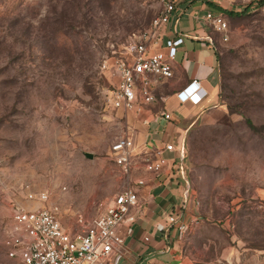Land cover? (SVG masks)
I'll return each mask as SVG.
<instances>
[{
	"label": "rangeland",
	"instance_id": "obj_1",
	"mask_svg": "<svg viewBox=\"0 0 264 264\" xmlns=\"http://www.w3.org/2000/svg\"><path fill=\"white\" fill-rule=\"evenodd\" d=\"M165 1L0 0V264L9 262L14 198L26 201L15 193L21 184L49 189L76 230L85 227L78 213L89 220L128 184L110 153L126 117L108 103L115 78L102 60ZM227 18L228 39L213 32L217 106L191 105L186 117L172 110L185 179L200 201L185 234L195 264H264V3ZM164 85L158 92L167 94Z\"/></svg>",
	"mask_w": 264,
	"mask_h": 264
},
{
	"label": "built area",
	"instance_id": "obj_2",
	"mask_svg": "<svg viewBox=\"0 0 264 264\" xmlns=\"http://www.w3.org/2000/svg\"><path fill=\"white\" fill-rule=\"evenodd\" d=\"M182 1L166 0L148 27L134 31L118 51L105 55L102 60V69L115 78L108 93V103L126 117L127 129L111 144L110 153L127 174L128 184L114 194L101 213L89 220L78 213V222L85 225L81 230L74 229L64 221L60 203H49V189L35 190L30 183L15 188V193L20 192L26 201L14 198L12 203L5 237L8 264H111L113 255L121 252L124 243L120 226L133 220L135 216L132 210L140 206V187L146 180L133 179L135 169L143 165L149 172L160 173L168 164L164 151L178 150L179 170L186 176L183 164L185 145L177 147L173 141L163 146L156 145L151 130L141 140V129L128 120V114L135 113L141 123L149 125L151 120L147 112L151 105L168 100V94L158 92V85L174 76V61L186 33L178 32L173 37H167L166 28ZM219 1L221 4L205 10L202 19L225 40L230 30L225 10L242 12L264 3V0ZM206 37L212 43L215 41L211 34ZM208 93L202 79L194 77L177 90L176 96L182 103L199 104ZM155 114L166 123L173 122V113L165 104H161ZM187 184L183 208L181 211L172 209L167 218L164 227L167 235L172 229L185 233L198 220L195 214L191 219L184 218L188 205L196 208L200 203L199 199H195L188 181ZM27 201L43 203L34 205ZM145 239L149 240L150 236L146 235Z\"/></svg>",
	"mask_w": 264,
	"mask_h": 264
},
{
	"label": "crops",
	"instance_id": "obj_3",
	"mask_svg": "<svg viewBox=\"0 0 264 264\" xmlns=\"http://www.w3.org/2000/svg\"><path fill=\"white\" fill-rule=\"evenodd\" d=\"M219 4V0H183L167 24V37L183 32L186 38L174 61V76L160 83L158 90L166 83L170 89V93H167L170 101L167 100L166 108L177 110L184 117L187 116L185 108L191 105L204 111L217 106L219 100L218 46L216 41L212 43L207 39L208 34L213 36V31L202 19L209 6ZM194 77L202 79L208 95L199 104L180 102L176 96L177 90ZM160 105H151L148 110L149 125L141 123L135 113H129L128 120L141 129V140L151 130L154 144L163 146L173 141L177 147H181L184 145L183 129L174 121L166 123L156 116L155 111ZM164 155L168 158V164L160 173L149 172L143 165L133 172V179L144 178L146 182L140 187V206L132 210L135 218L120 226L124 243L121 252L113 255L111 264H195L190 256L189 235L177 229L165 234L164 227L170 211H181L183 208L184 189L188 184L186 176L179 170V151L166 150ZM195 212L196 208L188 205L184 218L191 219ZM146 235L150 236L149 240L145 239Z\"/></svg>",
	"mask_w": 264,
	"mask_h": 264
},
{
	"label": "trees",
	"instance_id": "obj_4",
	"mask_svg": "<svg viewBox=\"0 0 264 264\" xmlns=\"http://www.w3.org/2000/svg\"><path fill=\"white\" fill-rule=\"evenodd\" d=\"M226 11V14H230V15H234V14H241L242 12H239V11H234V10H230V9H227L225 10ZM218 56H219V51H218Z\"/></svg>",
	"mask_w": 264,
	"mask_h": 264
},
{
	"label": "water",
	"instance_id": "obj_5",
	"mask_svg": "<svg viewBox=\"0 0 264 264\" xmlns=\"http://www.w3.org/2000/svg\"><path fill=\"white\" fill-rule=\"evenodd\" d=\"M85 155H86L87 157H89V158L94 157V153H92V152H90V151H86V152H85Z\"/></svg>",
	"mask_w": 264,
	"mask_h": 264
}]
</instances>
